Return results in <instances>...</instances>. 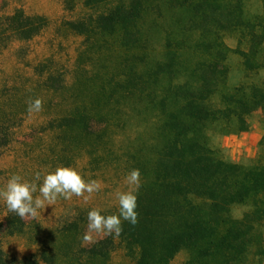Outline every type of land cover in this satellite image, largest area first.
<instances>
[{
    "label": "trees",
    "instance_id": "trees-1",
    "mask_svg": "<svg viewBox=\"0 0 264 264\" xmlns=\"http://www.w3.org/2000/svg\"><path fill=\"white\" fill-rule=\"evenodd\" d=\"M261 1L264 6V0ZM103 2V9L95 17L88 22H68L69 29L86 36H116L121 46L140 48L145 63L144 58L152 52L147 47L145 22L151 4L157 6V1L114 4L113 0H85V5ZM166 3L185 13L187 21L182 35L164 45L163 55L154 66L146 65L148 69L137 74L138 95L144 101L143 108L155 112L162 139L155 153L144 161L139 158L134 167L140 170L142 180L137 199L138 224L133 227L123 221L119 237L106 236L84 246L86 221L83 216L76 217L52 234V240H62L55 247L53 243L39 241L40 231H30L25 219L7 209L0 221V264H108L117 245L131 259L129 264H170L180 251L188 254L184 264H255L264 260V163L242 165L218 159L207 135L210 126L223 129L225 134L247 132L248 118L258 110L264 125V81L227 84V61L231 54L239 55L248 71L264 69L262 19L255 16L252 21H243L241 0ZM141 21L142 26L138 27ZM46 26L45 17L30 16L22 10L0 16L2 33L20 41L31 40ZM225 30L239 31L238 43L246 49H230L221 33ZM185 54L191 60L184 66L181 59ZM182 71L193 81H173ZM168 76L172 78L169 85L152 88V80L157 84ZM131 82L126 77L117 81L124 86ZM216 94L217 102L213 101ZM90 121L86 111L77 109L71 116L50 121L48 126L52 130L75 129L85 138L100 141L99 136L96 140L91 137L95 133ZM260 145H264V134ZM234 205H246L249 209L240 218H234ZM101 214L118 215L119 211ZM4 234H31L40 246L39 256L9 258L2 249Z\"/></svg>",
    "mask_w": 264,
    "mask_h": 264
},
{
    "label": "rangeland",
    "instance_id": "rangeland-1",
    "mask_svg": "<svg viewBox=\"0 0 264 264\" xmlns=\"http://www.w3.org/2000/svg\"><path fill=\"white\" fill-rule=\"evenodd\" d=\"M127 1L113 0L114 4ZM154 1H157V6L151 4L145 22L147 47L152 52L144 58L143 63L141 49L121 46L116 36H86L69 29L68 22H88L103 9L105 2L86 6L85 0H0V16L22 10L27 15L47 19V26L28 41L10 38L0 28V189L12 174L31 181L35 173L39 172L43 178L59 166L74 167L86 180L97 179L104 185L87 202L75 196L71 200L60 198L55 204L41 210L38 217L25 219L30 231H40L39 241L59 247L62 240H52L51 237L57 228L83 216L86 221L85 234L89 211H119L116 192L127 190L126 176L136 167L139 158L143 161L150 158L161 146L155 112L143 108L144 101L137 92V74L154 66L162 57L167 41L182 35L187 15L171 8L166 0ZM241 2V19L252 21L253 17L258 16L264 25L262 1ZM224 14L221 18L223 23ZM221 33L230 49H246L244 44L238 43L239 31L225 30ZM130 43L134 45L132 39ZM181 60L184 61L182 65H188L191 56L185 54ZM227 63L230 69L227 78L229 86L264 81V69L256 72L246 70L239 55L231 54ZM170 76L161 78L157 84L152 80V88L169 85L175 77ZM124 77L132 82L119 85L118 79ZM173 81L191 82L193 78L182 71ZM36 98L44 102L43 110L29 114L28 102ZM218 99L216 94L213 101L217 102ZM77 109L89 115L92 132L95 133L91 137L96 140L95 137L99 136L100 141L85 138L75 129L49 128L50 121L71 116ZM248 121L250 126L262 122L261 111L253 112ZM207 135L209 146L218 159L242 165L257 161L264 163V145L258 146L261 148L253 158L245 154H232L231 147H236L240 133L225 134L223 129L210 126ZM37 183H42V179ZM248 209L246 205H234L231 214L234 218H240ZM6 210L4 200L0 199V221L4 220ZM262 232L264 235V224ZM104 237L99 235L95 240ZM1 244L9 258L20 260L32 254L39 256L40 253V246L34 242L31 234H4ZM187 258V252L180 251L170 264H184ZM130 262L124 249L117 245L108 264ZM40 264L45 263L41 261ZM255 264H264V260Z\"/></svg>",
    "mask_w": 264,
    "mask_h": 264
},
{
    "label": "clouds",
    "instance_id": "clouds-1",
    "mask_svg": "<svg viewBox=\"0 0 264 264\" xmlns=\"http://www.w3.org/2000/svg\"><path fill=\"white\" fill-rule=\"evenodd\" d=\"M44 102L40 98L28 102L29 114L43 110ZM38 185L37 182L41 181ZM127 190L117 191L116 198L119 214L102 215L100 209H92L87 214V231L82 237L84 246L96 242V236L119 237L123 231L122 222L131 226L138 224L137 199L142 186L139 169H132L125 178ZM103 182L97 179H85L81 172L70 166H59L54 172L41 177L35 173L34 179L24 180L18 174H12L5 186L0 189V199H3L9 212H13L21 219L36 218L48 205L55 204L58 199L71 200L73 196L81 197L85 202L103 188ZM38 193V195H35Z\"/></svg>",
    "mask_w": 264,
    "mask_h": 264
},
{
    "label": "crops",
    "instance_id": "crops-1",
    "mask_svg": "<svg viewBox=\"0 0 264 264\" xmlns=\"http://www.w3.org/2000/svg\"><path fill=\"white\" fill-rule=\"evenodd\" d=\"M264 134V125L262 122H255L249 127L247 132L240 133L236 140V147H231L232 154H245L253 158L261 147L260 141Z\"/></svg>",
    "mask_w": 264,
    "mask_h": 264
}]
</instances>
